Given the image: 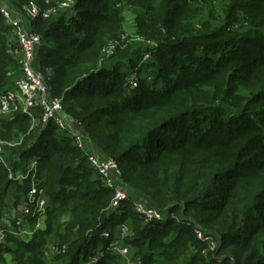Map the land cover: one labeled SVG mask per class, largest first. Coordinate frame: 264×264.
<instances>
[{"label": "trees", "instance_id": "16d2710c", "mask_svg": "<svg viewBox=\"0 0 264 264\" xmlns=\"http://www.w3.org/2000/svg\"><path fill=\"white\" fill-rule=\"evenodd\" d=\"M5 1L19 12L33 0ZM63 1L48 19L31 22L43 40L38 62L51 94L87 132L90 153L118 163L123 189L166 219L146 223L131 199L112 210L113 191L53 122L32 127L22 114L0 117V140H22L5 149L10 166L21 172L37 155L49 201L47 229L29 243L8 232L0 264L7 253L15 264H84L98 250L105 256L97 264H119L102 234L129 220L134 238L119 240L138 247L143 264H264V0H75L74 10ZM127 10L143 44L124 50ZM9 42L0 14L1 90L20 71ZM128 75L139 88L131 89ZM29 185L0 166V224ZM52 242L60 252L48 261Z\"/></svg>", "mask_w": 264, "mask_h": 264}, {"label": "built area", "instance_id": "2783aa9c", "mask_svg": "<svg viewBox=\"0 0 264 264\" xmlns=\"http://www.w3.org/2000/svg\"><path fill=\"white\" fill-rule=\"evenodd\" d=\"M74 4L63 2L61 8L73 9ZM54 13V11L52 12ZM51 13V14H52ZM0 14L10 30L9 50L11 56L16 59L20 71L15 78L11 89H0V116L8 121H14L17 115L22 114L30 118L32 127L39 124L46 126L53 122L60 132L67 133L73 140L75 147L85 150V132L80 124L69 122L64 116V105L61 98L52 96L50 87L46 81V71L41 68L38 62V55L43 46L42 37L33 32L26 24V17L32 20L40 16L48 18V15L41 14L40 9L34 3L25 7V14L17 10L4 0H0ZM26 15V16H25ZM113 52L109 50L108 53ZM151 53H145L142 63L150 58ZM151 81V78H148ZM131 89L136 90L140 86V80L134 76L129 81ZM39 113V115H37ZM14 141L0 140V166L8 170V176L13 182H29L30 189L23 200V209L19 217L6 225L4 220L0 224V242L6 243V234L11 232L14 236L28 242L38 231H45V221L48 214L49 201L46 190L39 185V158L33 155L21 172H15L8 162L5 149L16 148L20 144ZM89 163L100 175L105 186L113 191L114 197L111 208L119 211L121 206L128 200V192L123 189L121 171L115 160L100 157L97 152L86 153ZM136 213L146 220L147 223L164 221L166 216L156 208L148 206L144 202H136L134 205ZM34 218L35 224L30 227L28 218ZM18 227V230L14 228ZM199 238L203 234L197 231ZM51 248V246H50ZM97 258L93 261L95 264Z\"/></svg>", "mask_w": 264, "mask_h": 264}, {"label": "rangeland", "instance_id": "374dc122", "mask_svg": "<svg viewBox=\"0 0 264 264\" xmlns=\"http://www.w3.org/2000/svg\"><path fill=\"white\" fill-rule=\"evenodd\" d=\"M59 1L60 0H42V3H39L38 1L33 0V1H30L27 5H24L22 8L19 7L21 9V11H19V12L21 14H25V7L30 5L31 3H34L40 9L41 14H43V15L46 14V15H48V18H49L53 11L55 13V12H57L59 10V8L55 5ZM216 1L217 2L213 6H215L218 3V0H216ZM63 2H66V3H71L72 2V4H74V5L76 3L75 0H64ZM119 6L120 5H118V7ZM74 9H76V6L73 7V10ZM48 18H45V19H48ZM134 21H135V16H134L133 12L127 10V12H125V22H126L125 23V29H124V33L122 34V39H121V47L124 50H128L130 48V46H133V45L140 47V45L143 44V43L140 42V38H142V37L139 36V33L137 31L136 24H135ZM222 21H225L226 23L228 22L227 19H225V18H222ZM232 21H234V20H231L230 22H232ZM233 27H235V25ZM151 45H155V43L148 42L146 47L150 48ZM107 48H109L110 50H113V51L115 50V47H113V46L105 47L106 52L108 51ZM139 51H141V53H144V51L141 50V49H139ZM108 56H110V55H108ZM149 60H150V58L148 59V61ZM147 62L141 63V65H140L141 73H142L143 76H145L146 73L148 72V70L150 69V66L147 64ZM137 70L138 69H136L134 71H137ZM126 79L129 82L130 80L134 79V77H133V75H131V76L128 75L126 77ZM127 89H128V85H127ZM82 129L84 130L85 133H87L84 128H82ZM85 138H86V140H85L86 141L85 142L86 143V148H85L84 151L86 153H90V151L88 149L89 145H90L89 144L90 143V139H88V137H85ZM97 154L100 157H102L99 153H97ZM109 159H111V158H109ZM118 168H119V165H118ZM119 170H120V168H119ZM119 180L120 181L122 180L124 182L122 171H121V178H119ZM130 192H128V200L131 199L135 203L136 202L138 203L140 201L143 202L142 200H139L138 198H136V196H134L132 192L131 193ZM147 205L152 207L150 204H147ZM164 215L166 216V214H164ZM68 220H69V218L66 217V216L62 218L63 222H66ZM144 221L146 222L145 219H144ZM47 222H48V214H47L46 221H45L46 229H47V225H48ZM132 222H133L132 220H129V222H127V223L123 224L122 226H119L118 228H116V230L114 232V235H112V232H110V231H105L102 234V237L107 239L110 242L108 247H107L108 250L112 251L115 255L117 254V255L120 256V258L118 259V261L120 262L119 264H124L125 262L127 264H143L142 257L139 254V248L135 247V246H131V245H125L126 242L119 240V239H124L126 237L134 238V234L132 233V231L128 227V224H132ZM159 222L164 223V221H159ZM165 222H167V221H165ZM198 238H199V236H198ZM199 239L202 240L204 243L209 244V246L212 245L211 244L212 241L209 238L203 237V239H201V238H199ZM29 242L30 241H28L27 243H29ZM4 244H6V243H4ZM213 244L216 246V244L214 242H213ZM50 245H51V248H48L46 250V258L48 259V261H51L52 256L56 252H60L59 248L57 247V243L56 242H52ZM211 248L214 249V247H211ZM65 249H66V247H65ZM104 256H105L104 251L103 250H101V251L98 250V252H96V254L93 255L91 257V259L88 260L87 262H85L84 264H93L94 263L93 261H95L96 258L98 260H97V262L95 264H97L100 261V259H102V257H104ZM4 259H5L6 264H15L14 263V256H13L12 253H7L4 256Z\"/></svg>", "mask_w": 264, "mask_h": 264}, {"label": "crops", "instance_id": "0c3cea01", "mask_svg": "<svg viewBox=\"0 0 264 264\" xmlns=\"http://www.w3.org/2000/svg\"><path fill=\"white\" fill-rule=\"evenodd\" d=\"M26 24L30 27V29L32 28V23L28 17H26ZM23 205H24V203L22 200L18 205H11L6 209V211L4 212V217H3L4 223L6 225H8V224L11 225V221L15 217H19V215L21 214V211L23 209Z\"/></svg>", "mask_w": 264, "mask_h": 264}, {"label": "water", "instance_id": "95a60500", "mask_svg": "<svg viewBox=\"0 0 264 264\" xmlns=\"http://www.w3.org/2000/svg\"><path fill=\"white\" fill-rule=\"evenodd\" d=\"M69 122H72V121H69Z\"/></svg>", "mask_w": 264, "mask_h": 264}]
</instances>
